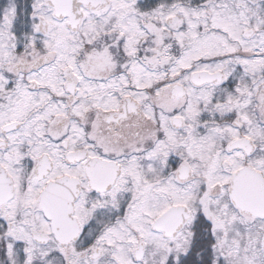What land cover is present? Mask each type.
<instances>
[{
	"label": "snow or ice",
	"instance_id": "obj_1",
	"mask_svg": "<svg viewBox=\"0 0 264 264\" xmlns=\"http://www.w3.org/2000/svg\"><path fill=\"white\" fill-rule=\"evenodd\" d=\"M0 264H264V0H0Z\"/></svg>",
	"mask_w": 264,
	"mask_h": 264
}]
</instances>
